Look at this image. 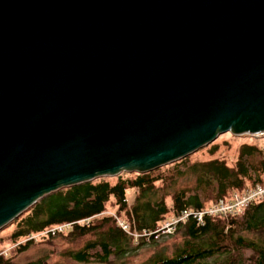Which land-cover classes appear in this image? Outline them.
<instances>
[{
  "label": "water",
  "instance_id": "1",
  "mask_svg": "<svg viewBox=\"0 0 264 264\" xmlns=\"http://www.w3.org/2000/svg\"><path fill=\"white\" fill-rule=\"evenodd\" d=\"M228 132L264 134V0H0V231Z\"/></svg>",
  "mask_w": 264,
  "mask_h": 264
},
{
  "label": "trees",
  "instance_id": "2",
  "mask_svg": "<svg viewBox=\"0 0 264 264\" xmlns=\"http://www.w3.org/2000/svg\"><path fill=\"white\" fill-rule=\"evenodd\" d=\"M218 150L219 145H213L210 155ZM188 175L194 177L193 184L178 187V180ZM263 182L264 148L244 142L233 166L218 157L195 161L186 157L150 172H124L61 189L41 199L19 219L12 237L17 241L69 224L63 231L46 233L42 238L45 242L55 237L85 240L81 249L69 254L70 258L79 263L109 264L113 255L126 253L131 240L136 242L118 226V219L105 214L112 200L130 233H147L145 239L156 241L166 224L183 210H204ZM129 190L137 192L130 205L126 200ZM82 220L89 224H82ZM180 231L184 241L172 255H167L164 248L158 249L146 264H264V197L253 200L239 213L204 215L202 222L189 217L174 224L170 234ZM35 243L30 238L20 243L17 252ZM0 264L20 263L0 249Z\"/></svg>",
  "mask_w": 264,
  "mask_h": 264
},
{
  "label": "rangeland",
  "instance_id": "3",
  "mask_svg": "<svg viewBox=\"0 0 264 264\" xmlns=\"http://www.w3.org/2000/svg\"><path fill=\"white\" fill-rule=\"evenodd\" d=\"M244 142H255L264 148V134L236 136L228 132L220 135L213 143L189 155L188 157H190L192 161L218 157L220 159H225L229 165L233 166L235 165L236 158L238 156V149ZM213 145H219V150L214 156H211L210 148ZM193 182L194 177L188 175L180 178L178 180L177 186L181 187L192 185ZM136 193L137 192L135 190L127 191L126 200L129 205L135 201ZM113 204L114 200H112V202L108 205L105 214L114 216L116 219H118V226H120L119 221H123L124 218L117 213V207ZM31 209L32 208L23 213L16 221L12 222L0 231L1 253H4L8 257H13V261L20 264H35L39 262L42 264H103L99 261L79 263L70 258L69 254L73 253L79 248L81 249L85 243V240L71 239L70 237H55L52 239V242H45V238H42L45 237V232L31 237H22L19 240L14 241L12 233L17 228V221L23 216L27 215ZM81 223L89 224V222L85 220H82ZM172 223H174V221L168 222L166 224V229L161 233L156 241L153 239H145L146 237H149L143 236L147 235V233L141 234L136 231H131L132 233H129L128 235L132 238H136V242L132 243L131 240V242L126 245V253L123 254V256L113 255L110 258L112 262L109 264H146L152 259L156 251L162 248L167 251V255H172L176 246L184 241L182 231L179 233L170 234L173 231V225H171ZM30 238H34L36 243L32 244L29 249L23 252H17V248L20 243H25Z\"/></svg>",
  "mask_w": 264,
  "mask_h": 264
},
{
  "label": "built area",
  "instance_id": "4",
  "mask_svg": "<svg viewBox=\"0 0 264 264\" xmlns=\"http://www.w3.org/2000/svg\"><path fill=\"white\" fill-rule=\"evenodd\" d=\"M264 197V182L257 184L256 186L249 188L246 191L235 193L231 200L227 201L220 199L216 204L204 210L194 211V210H183L181 214L174 219V223L177 224L182 221H186L189 217L196 218L199 222H202L204 215H215V214H229V213H239L243 208L250 202L256 199H261ZM120 227L125 231L130 233V228L128 224L124 221H119ZM69 227L66 225H57L49 229L46 233L56 234L57 232L63 231L65 228Z\"/></svg>",
  "mask_w": 264,
  "mask_h": 264
}]
</instances>
